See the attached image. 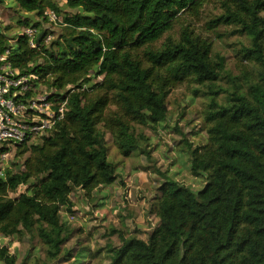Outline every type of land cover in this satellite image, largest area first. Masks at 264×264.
Returning <instances> with one entry per match:
<instances>
[{
  "label": "trees",
  "instance_id": "1",
  "mask_svg": "<svg viewBox=\"0 0 264 264\" xmlns=\"http://www.w3.org/2000/svg\"><path fill=\"white\" fill-rule=\"evenodd\" d=\"M208 1L66 0L61 8L52 0H0L19 13L11 35L0 21V67L29 79L35 92L27 97L46 93L65 103L54 129L18 145L23 163L0 178V238L38 239L43 264L68 260L62 212L72 214V193L80 189L91 199L118 178L106 134L121 157H149L147 138L134 126L165 122L171 91L189 86L207 100L201 113L207 143L194 145L183 134L181 151L191 175H206V184L193 191L162 174L157 227L146 241L120 233L107 258L110 264H264V0H218L221 13L210 21L212 30L229 27L248 41L238 50L240 76L189 25L178 41L167 37L155 47ZM47 11L63 13L62 33L49 42L51 32L31 18L46 21ZM23 28L36 30L35 47L18 32ZM0 264H18L1 242Z\"/></svg>",
  "mask_w": 264,
  "mask_h": 264
},
{
  "label": "rangeland",
  "instance_id": "2",
  "mask_svg": "<svg viewBox=\"0 0 264 264\" xmlns=\"http://www.w3.org/2000/svg\"><path fill=\"white\" fill-rule=\"evenodd\" d=\"M52 1L61 8L66 6V0ZM65 11L71 13L69 9ZM220 13L218 0L208 1L198 17L183 16L181 22L155 47L160 48L167 37L178 41L182 28L189 25L196 34L211 40L214 52L225 57L227 70L236 77L240 76L242 67L239 63L241 58L238 50L241 43L247 44L248 41L242 36L232 35L229 27L219 26L212 30L210 21ZM61 16L63 13L57 15L61 20L58 24L43 21L35 15H31V18L51 32L49 35L51 41L62 33ZM18 19L19 13L9 2L0 7V21L4 26H10L9 35L18 30L15 24ZM25 30L23 28L18 32L24 33ZM194 89L183 86L171 91L167 100L168 118L165 122L154 128L134 126L136 135L141 134L147 138L143 146L150 152L149 157L137 154L128 158L121 157L110 135L106 134L108 160L116 165L118 178L112 185L95 190L91 199L86 198L80 189L72 193L70 197L73 203L72 214L62 212V220L70 231L64 249L71 251V256L68 260L61 258L55 264H110L107 249L108 246L120 245L118 237L120 233L126 237L136 236L146 241L158 225L154 211L155 201L159 195L157 188L163 181L162 174L193 191L203 188L206 184V175L201 177L191 175L188 156L181 151L183 145L180 143L183 134L194 145L201 146L207 143V134L201 118L207 100L194 96ZM6 152L9 154L4 159L0 158V168L4 173L8 168L16 170L12 164L21 165L26 157L16 158L17 148H10ZM0 242L9 248L18 264H43L44 254L38 239H31L29 236L16 240L0 238ZM82 248L85 250L78 257V251Z\"/></svg>",
  "mask_w": 264,
  "mask_h": 264
},
{
  "label": "built area",
  "instance_id": "3",
  "mask_svg": "<svg viewBox=\"0 0 264 264\" xmlns=\"http://www.w3.org/2000/svg\"><path fill=\"white\" fill-rule=\"evenodd\" d=\"M48 21L61 23L53 11L45 13ZM30 38V45L35 47L34 29L24 31ZM50 40L48 36L46 42ZM4 58L0 57V62ZM0 67V158L4 159L10 148L18 145L33 144L52 131L58 121L63 118L65 103L58 104L50 100L51 94L38 93L27 97V93L35 89L29 85L26 77L17 78L7 68ZM0 168V176H4ZM1 178V177H0Z\"/></svg>",
  "mask_w": 264,
  "mask_h": 264
}]
</instances>
